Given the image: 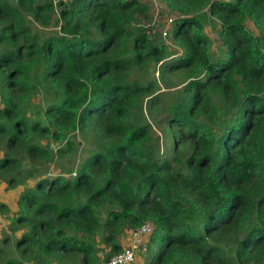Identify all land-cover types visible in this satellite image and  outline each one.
I'll return each mask as SVG.
<instances>
[{"label": "trees", "instance_id": "trees-1", "mask_svg": "<svg viewBox=\"0 0 264 264\" xmlns=\"http://www.w3.org/2000/svg\"><path fill=\"white\" fill-rule=\"evenodd\" d=\"M0 190V264H264V0H0Z\"/></svg>", "mask_w": 264, "mask_h": 264}, {"label": "built area", "instance_id": "built-area-1", "mask_svg": "<svg viewBox=\"0 0 264 264\" xmlns=\"http://www.w3.org/2000/svg\"><path fill=\"white\" fill-rule=\"evenodd\" d=\"M169 22L172 23L173 20L170 19ZM168 29L169 28L162 30L163 38L168 37ZM152 228L153 227L148 224L138 230L133 231L132 233H129V240L124 251L120 254L115 255L112 258L110 264H135L137 253L145 240L152 234Z\"/></svg>", "mask_w": 264, "mask_h": 264}, {"label": "rangeland", "instance_id": "rangeland-1", "mask_svg": "<svg viewBox=\"0 0 264 264\" xmlns=\"http://www.w3.org/2000/svg\"><path fill=\"white\" fill-rule=\"evenodd\" d=\"M153 2L149 1L148 3L150 5V7H151V12H152V14H154V17H155V15L157 14L158 8L156 7L157 3L156 2L153 3ZM170 24H172V23H170ZM163 25L164 24L159 25V26L156 25V27L159 28V29L156 30L157 31L156 32L157 33L156 35L159 36L158 38H161V36H163L162 33H161V29H160V27H162ZM174 92H177V90H171L170 89V90H167V92L165 94L167 95V94L174 93ZM163 108H164V104L163 103H159V105L156 107V109L158 111V115H159L160 118L161 117H164L166 115V111ZM1 192L4 194V196L6 198V199H4V201L7 204H10V206H12L11 209H15L16 203H17V200H18V192L19 191L18 190L17 191H13L12 193L10 192L11 194H9V193H7V192H5L3 190H1ZM126 239L128 241L129 240V237H127ZM126 245H127V242H126ZM141 263H144V262L141 261Z\"/></svg>", "mask_w": 264, "mask_h": 264}, {"label": "crops", "instance_id": "crops-1", "mask_svg": "<svg viewBox=\"0 0 264 264\" xmlns=\"http://www.w3.org/2000/svg\"><path fill=\"white\" fill-rule=\"evenodd\" d=\"M11 193H12V192H11ZM11 193H10V194H11ZM3 196H4V194H3V193L1 192V190H0V200H1V202H5L4 199H6V198H5V196H4V197H3ZM5 203H6V202H5Z\"/></svg>", "mask_w": 264, "mask_h": 264}]
</instances>
